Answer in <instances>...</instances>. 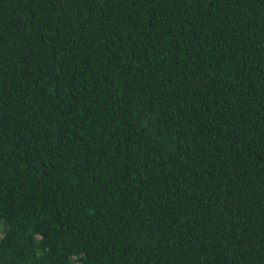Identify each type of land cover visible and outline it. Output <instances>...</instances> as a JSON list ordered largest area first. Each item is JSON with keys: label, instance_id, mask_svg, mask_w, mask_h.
I'll return each mask as SVG.
<instances>
[{"label": "trees", "instance_id": "trees-1", "mask_svg": "<svg viewBox=\"0 0 264 264\" xmlns=\"http://www.w3.org/2000/svg\"><path fill=\"white\" fill-rule=\"evenodd\" d=\"M0 264H264V0H0Z\"/></svg>", "mask_w": 264, "mask_h": 264}]
</instances>
